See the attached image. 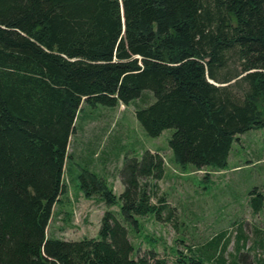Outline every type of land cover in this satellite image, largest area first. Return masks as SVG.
<instances>
[{"label":"trees","instance_id":"trees-1","mask_svg":"<svg viewBox=\"0 0 264 264\" xmlns=\"http://www.w3.org/2000/svg\"><path fill=\"white\" fill-rule=\"evenodd\" d=\"M146 90L155 100L136 117L151 136L174 129L177 163L225 168L237 136L264 127V0H0V264H168L154 249L136 257L126 227L175 217L157 190L164 157L149 149L125 158L119 197L103 175H78L86 197L121 201L123 221L108 208L98 238L48 235L82 105ZM187 250L175 264H206Z\"/></svg>","mask_w":264,"mask_h":264},{"label":"rangeland","instance_id":"rangeland-1","mask_svg":"<svg viewBox=\"0 0 264 264\" xmlns=\"http://www.w3.org/2000/svg\"><path fill=\"white\" fill-rule=\"evenodd\" d=\"M240 68V61L232 57L228 71ZM145 93L129 104L82 105L68 148L65 191L49 232L57 231L67 240L98 238L101 217L109 207L97 195L85 196L78 175L83 169L103 175L119 197L124 190L120 170L125 158L141 157L149 149L164 157L165 171L156 180L157 190L176 208L175 217L160 221L153 213L139 216L138 230L126 224L134 255L154 249L168 264H175V249L189 253L192 248L207 251L206 264H213L220 253L229 264H264V127L237 136L223 169L182 166L169 146L174 129L151 136L136 117L138 107L155 100L151 90ZM251 197L262 200L258 211L252 208ZM120 207L121 201L109 209L123 221ZM212 244L216 247L211 251Z\"/></svg>","mask_w":264,"mask_h":264},{"label":"crops","instance_id":"crops-1","mask_svg":"<svg viewBox=\"0 0 264 264\" xmlns=\"http://www.w3.org/2000/svg\"><path fill=\"white\" fill-rule=\"evenodd\" d=\"M59 202V201H58ZM72 203V202H71ZM57 205V204H56ZM55 208H56V206H55ZM55 208H54V213H55ZM54 218V217H53ZM52 221H53V219L50 221V223H49V225H48V233L50 234V235H53V236H56V237H60L61 238V236H62V234H59L57 231H50L49 232V229H50V227L52 226L51 224H52ZM65 236V235H64ZM66 237V236H65Z\"/></svg>","mask_w":264,"mask_h":264}]
</instances>
